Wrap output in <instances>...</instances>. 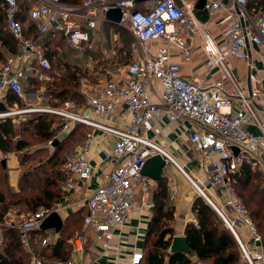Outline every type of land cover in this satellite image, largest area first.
Returning <instances> with one entry per match:
<instances>
[{"label":"built area","instance_id":"2783aa9c","mask_svg":"<svg viewBox=\"0 0 264 264\" xmlns=\"http://www.w3.org/2000/svg\"><path fill=\"white\" fill-rule=\"evenodd\" d=\"M197 1L83 0L69 4L60 0H30L26 19L35 25L38 38L61 33L70 51L94 48L95 42L90 35L98 22L106 19L105 14L111 8L120 9L118 24L127 25L134 37L129 45L133 57L122 68L123 79L119 73V77L106 79L93 92L82 87L85 104L67 99L56 105L46 92L45 85L52 78V65L44 47L26 36L25 24L19 18L18 0H2L6 28L18 47L0 63V102L3 105L0 121L9 118L19 124L26 119L25 115H54L60 127L47 141L50 146L76 123L89 128L62 167L66 175L62 190L68 193L79 191L82 183L92 176L88 154L94 131L114 136L112 151L107 155L112 167L103 174L100 184L84 197L87 211L83 217V231L90 230L93 240L100 242L103 251L111 248L114 231L127 221L136 207L137 193L141 192L140 206L150 215L153 213L152 193L141 174L147 157L158 153L164 158L165 166L172 163L188 177L157 138L162 134L165 122L189 125V143L209 166L204 184L212 189L214 198L222 203V207L219 208L206 195L203 185L191 181L192 184L220 212L239 244L244 264H264L262 236L234 184V174L242 163L257 167L264 175V121L259 118V113L264 115V108L257 105L262 79L255 73H248L246 83H241L228 65L229 60L247 63L250 44L261 45L264 49V11H250L248 0H205L201 9L206 19L203 20L195 8ZM218 9L224 11V18L216 25L225 26L220 42L205 25ZM196 33L201 37V47L207 57L206 67L220 69V76L210 82L183 77L180 64L172 60L169 47H158L154 53H150L147 47L149 41L164 38L187 55L190 51L187 36ZM33 79L42 83L36 91L31 89ZM153 81H157L162 89L157 101L148 92ZM9 92L15 93L22 104H8ZM126 112L130 118L125 124L114 123L117 116L124 117ZM249 124H254L258 132L248 130ZM62 207L60 201L50 206L40 205L24 221L6 219L0 222V244L3 227H14L19 232L22 247L30 256L28 264H42L43 258L33 243L34 236H38L40 246L56 241L57 234L38 235V232L43 230L45 217L53 211L60 213ZM189 221L199 227L194 215ZM236 225H243L249 232L250 246L241 241ZM83 233L72 243L78 251L83 249ZM143 257L142 249H134L129 264H140ZM52 264L77 263L67 259L53 260ZM80 264L99 262L97 258H88Z\"/></svg>","mask_w":264,"mask_h":264},{"label":"trees","instance_id":"16d2710c","mask_svg":"<svg viewBox=\"0 0 264 264\" xmlns=\"http://www.w3.org/2000/svg\"><path fill=\"white\" fill-rule=\"evenodd\" d=\"M30 0H22L19 3V18L24 22L27 37L37 40L45 49L52 65V80L47 82L46 92L52 96L53 104H60L67 99L75 100L79 105L85 102V97L81 91V79L89 72L88 68L65 60L64 48L66 46L65 37L61 33L56 35H46L42 39L38 38L35 25L28 23L26 16ZM69 4L81 3L83 0H60ZM0 0V42L8 49L9 53L17 51V42L11 36L5 25L4 7ZM247 7L250 11H264V0H248ZM198 16L205 20V16ZM118 27V25L116 26ZM128 47V45H127ZM124 45L121 48L127 50ZM86 51L92 50L86 49ZM61 54V55H60ZM122 58V57H120ZM104 61V58H101ZM106 60V59H105ZM114 60V59H113ZM120 63L121 60H116ZM102 63V62H101ZM39 81L32 80V90L38 88ZM81 101V102H80ZM17 102L22 104V100L13 92L7 94V103ZM25 123L32 124L33 132L38 137L48 141L55 136L59 129L57 118L51 114H31ZM24 123V122H23ZM23 126V125H22ZM19 131L22 130V127ZM16 124L7 118L0 121V150L4 153L20 151L28 145V140L22 138L16 130ZM84 131L85 138L88 127L76 123L68 133H66L59 143L71 140L70 136L76 129ZM66 159L63 160L62 166ZM1 164V162H0ZM2 170L6 168L2 167ZM62 170V169H61ZM33 172L25 171L18 176L17 186H11L9 174L7 183L15 190L6 187L4 179L0 178V222L5 221L10 214V210L20 205V208L14 213H27V216L34 212L40 205L50 206L61 200L63 196L62 185L66 179L64 171H53L42 181V184L34 189L33 194H26V184L32 178ZM6 177V176H5ZM234 184L237 192L243 198L248 207L250 216L256 224L264 244V175L257 167H252L249 163H242L237 172L234 174ZM156 187L152 193L153 213L151 227L142 249L144 257L140 264H200V262H209V264H244L239 244L227 227L222 218L215 209L201 196H196L192 202V212L197 218L199 227H195L190 221L185 225L184 235L187 239L188 246L195 254L198 261L193 262L190 255L176 251L170 252L169 246L173 238V228L171 221L174 218V207L166 206L167 186L165 177L160 176L156 181ZM23 208V209H22ZM25 211V212H24ZM86 206L73 211L65 219L61 229L58 231L59 236L52 244L36 247V250L43 258L42 264H52L53 260L65 261L69 259L70 246L69 236L74 232V227L79 223L83 224V217L86 214ZM68 228H72L66 235ZM47 229L38 232V235L46 234ZM169 235L167 238H165ZM37 236H34V239ZM29 254L22 247L19 241V232L16 228L4 226L2 229V240L0 244V264H28Z\"/></svg>","mask_w":264,"mask_h":264},{"label":"crops","instance_id":"0c3cea01","mask_svg":"<svg viewBox=\"0 0 264 264\" xmlns=\"http://www.w3.org/2000/svg\"><path fill=\"white\" fill-rule=\"evenodd\" d=\"M198 11L200 12L201 16L204 15L201 12V9H198ZM223 18L224 11L222 9H218L214 12L213 16L209 20H207V23L205 24L207 30L212 34L217 42L222 41L223 35L221 34V31L225 26L222 25L219 27L216 25V23L218 21H221ZM117 25L120 26L118 23H114L107 19L98 22L95 31H93L90 35L91 39H94L95 42L94 48L92 49L91 53L88 54L90 51L86 50H82L79 52L70 51L65 46V49L68 51L65 53V60L68 59L66 57L71 55L76 59L75 62L72 63L82 65L89 70H94L98 67L95 66V62H98L100 58H118L121 60V62L118 63L116 67H114L110 71V77L115 78L120 76L123 79L125 73L122 72V68L124 64L133 56L129 52V45L127 47V50H121L125 40L122 39L119 31L116 30ZM104 26H107L109 32L115 30L111 33L112 41H114L112 45L110 44V42L106 44L103 43L102 35L104 36ZM187 40L190 48V51L187 55L179 52V50L176 49L173 43L167 41L164 38H158L156 40L149 41L147 43V47L150 53H154L158 47H169L172 60L180 64V74L183 77L196 78L203 80L204 82H210L218 78L220 76V69L217 66L211 69H208L206 67L207 57L201 47L200 35L198 33L189 34L187 36ZM8 54V49L0 42V63ZM248 54L249 64L248 62L246 63L243 60H229L228 65L233 75L241 83H246L248 73H255L260 77V79H262V92L260 94L257 105L260 108H264V49L261 45L250 44L248 47ZM250 64L252 65L251 67ZM117 70L119 71L116 72V74H113V72ZM41 85L42 83L38 85L37 89H39V86ZM37 89L33 91H36ZM148 92L152 99L156 101L159 100L162 94L161 85L157 81L151 82L148 88ZM118 111H120V109H118ZM129 118L130 114L126 112L124 117L117 116L114 120V123L123 125L128 121ZM259 118L264 121V115H262L261 113H259ZM247 129L254 133L258 132V129L254 124H249L247 126ZM189 132V125H183L176 121L165 122L163 132L157 138L158 142L171 153V155L177 161L178 165L189 177L188 178L180 170V168L173 165L172 163L167 164V166H165L162 171V176L165 177V183L167 186L166 206L174 207V218L171 221V226L174 231L173 236L184 235L185 225L189 221V218L193 215L191 209L192 202L196 196L200 195L191 181H193L197 185H201V187L203 185L206 195H211L214 198L212 189L204 184L207 173L209 171V166H207V164L205 163V159L201 156V153L191 147L188 140ZM113 141L114 136L112 134L102 133L98 130L94 131V139L91 142L88 154L89 161L92 165V176L85 183H82L81 189L79 191L68 193L63 190L64 193L60 200L63 207L59 213L63 220V223L64 219L69 214L84 206V197L87 192L100 184L103 174L111 169L112 166L108 161L107 155L112 151ZM79 143H77L75 150L77 149ZM197 158L198 162H194ZM144 178L149 190L151 191V193H153V190L156 187L155 181H152L145 176ZM140 196L141 192L136 194V207L128 216L127 221L114 231V237L110 249L103 251L100 242H96L93 240V233L90 230L83 231L82 224V233L84 232V238L82 242L83 249L81 251H78L73 248L72 244L69 259H72L77 264L84 262L88 258H97L99 264H129V256L131 252L134 249L143 248L147 233L152 223V216L148 213L147 209L140 206ZM219 204L221 208L222 203L219 202ZM51 229L54 230V234H57L58 237L59 232L55 231L54 228ZM236 231L241 241L245 245L250 246L251 238L246 228L243 225H236ZM45 232L49 233L47 230ZM168 236L169 235H167L165 238H167ZM33 243L36 247H41L38 242V236L35 238ZM188 255H190L193 262L198 261L195 254ZM198 263L209 264L210 261H198Z\"/></svg>","mask_w":264,"mask_h":264},{"label":"rangeland","instance_id":"374dc122","mask_svg":"<svg viewBox=\"0 0 264 264\" xmlns=\"http://www.w3.org/2000/svg\"><path fill=\"white\" fill-rule=\"evenodd\" d=\"M22 0H18L19 3H21ZM104 36L103 43H109L112 45L114 41H112L111 33L113 31L108 30L107 26H104ZM112 29V28H111ZM116 30L119 31L121 37L123 40H125V47L127 45H130V43L133 41V36L131 34V31L129 30L127 25H120L116 27ZM99 46V45H98ZM125 49V48H124ZM64 52H68L64 48ZM67 60L71 62H75V57L69 55ZM106 59V60H105ZM118 58H104V61L100 58L98 62H95V66H98L94 70H89L87 75L81 79V85L80 87H87L90 88V90L96 91L99 89L101 84L106 80L110 78V71L116 67L118 64L116 62ZM102 62V63H101ZM103 66V67H102ZM102 67V68H99ZM105 68V69H104ZM52 78L50 79V81ZM81 102V101H80ZM85 104V102L83 103ZM32 115H25V120L20 122L19 124H16V130L17 133L21 135L22 138H25L28 140V145L20 150V151H14L12 153H4L0 150V161L3 158L7 159L6 168L2 170L1 164H0V178L3 180L6 184V187H9L10 190H15L14 187L17 186V180L19 174L25 172V171H31L33 172L32 178H30L29 182H27L25 190L26 194H33L35 191L34 189L37 188L39 185L42 184V181L45 177H47L51 172L53 171H61L62 172V162L63 160L67 159V156L71 154L77 145L79 143L83 136L84 131L82 129H76L74 133L70 136L71 140H67L64 142H56L57 144L50 146L47 144V141H44V139L38 137L33 132L32 124L25 123L29 118H31ZM57 120V119H56ZM24 122V123H23ZM23 125V126H22ZM23 127L21 131L19 129ZM18 163H17V161ZM198 162V158L195 159ZM8 174H9V181L11 186L7 183L8 180ZM6 176V177H5ZM209 198L220 208L219 200L216 198H213L211 195H208ZM203 197V196H202ZM20 208V205H16ZM13 208L10 210L9 217L7 218L10 220H17V221H24L27 219V213H23V210L19 213H14L16 209ZM23 209V208H22ZM219 215V214H218ZM72 228H68V230L65 232L67 235ZM47 231L51 236H54V230L51 228H47ZM82 233V225H75L74 232L70 234L69 241L72 243L74 238ZM72 246H70L71 248Z\"/></svg>","mask_w":264,"mask_h":264},{"label":"water","instance_id":"95a60500","mask_svg":"<svg viewBox=\"0 0 264 264\" xmlns=\"http://www.w3.org/2000/svg\"><path fill=\"white\" fill-rule=\"evenodd\" d=\"M204 3H205V0H198L195 4V8L199 10L202 9L204 6ZM105 17L109 21H112L114 23H119L120 18H121V11L119 8H111L106 12ZM2 108H3V105L0 102V109ZM233 150L235 153H237L236 148H233ZM1 165L2 167L6 166L5 158L1 159ZM164 167H165L164 158L162 157V155L156 153L145 159L143 167L141 169V174L151 179L152 181H156L162 175V171ZM203 197L221 217L220 212L217 210V208H215V206H213L209 198L207 196H203ZM62 225H63V220L60 214L58 212L53 211L43 220L42 229L54 228L55 231L58 232L61 229ZM169 251L170 252L180 251L186 254H192V250L188 246L185 235H174L171 240L170 246H169Z\"/></svg>","mask_w":264,"mask_h":264}]
</instances>
